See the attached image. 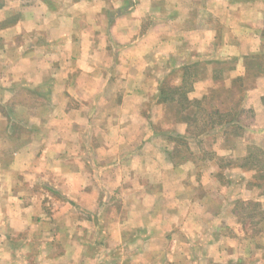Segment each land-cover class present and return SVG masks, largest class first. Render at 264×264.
I'll return each instance as SVG.
<instances>
[{
	"label": "crops",
	"instance_id": "0c3cea01",
	"mask_svg": "<svg viewBox=\"0 0 264 264\" xmlns=\"http://www.w3.org/2000/svg\"><path fill=\"white\" fill-rule=\"evenodd\" d=\"M197 66L190 99L244 90L238 120L199 138L159 102ZM250 146L264 148V0H0V264H264L237 206L264 209V188L228 164Z\"/></svg>",
	"mask_w": 264,
	"mask_h": 264
},
{
	"label": "trees",
	"instance_id": "16d2710c",
	"mask_svg": "<svg viewBox=\"0 0 264 264\" xmlns=\"http://www.w3.org/2000/svg\"><path fill=\"white\" fill-rule=\"evenodd\" d=\"M193 75L194 73L191 68H187L184 71L185 80H182L180 83H175L174 85H170L171 81L166 80L160 87L159 102L168 105L169 114H171V117L173 116L174 121L185 122L187 124V134L195 138H199L202 135L204 136V134L210 136L211 133L209 134V132L215 126L237 121L236 114H238L240 102L244 95L243 88H241L239 94L235 97V101L229 108L226 107L228 103L224 102V99L221 101L217 100L219 97L218 92L205 95L202 99L192 100L188 97L187 93L192 87V82L189 78L193 77ZM235 82H241V79L238 77ZM214 100L217 102L214 103ZM237 130L238 129H234L233 132L237 133ZM174 138L176 140L180 139L178 136ZM202 142L203 140L199 143ZM174 151L175 155L180 156L182 154L178 147H175ZM228 164L248 170H255L256 173L253 174L250 180L252 182L258 179V182H253L254 185L251 186L254 188H264V148L250 146L248 147L246 155L236 161L228 162ZM237 206L240 207L241 211L245 208V211H249L246 214V218L251 221L255 230L258 229L259 225H262L264 220V209L261 208L259 201L254 199L238 201Z\"/></svg>",
	"mask_w": 264,
	"mask_h": 264
},
{
	"label": "rangeland",
	"instance_id": "374dc122",
	"mask_svg": "<svg viewBox=\"0 0 264 264\" xmlns=\"http://www.w3.org/2000/svg\"><path fill=\"white\" fill-rule=\"evenodd\" d=\"M263 61V60H262ZM199 68H198V66L197 67H191V70H192V72L193 73H195L196 72V70H198ZM200 69H201V71L203 70V68L202 67H200ZM174 75H176V74H173V75H171V77L168 79V80H170L171 81V83H170V85H174L176 82H174L173 81V76ZM224 89H217V90H214V91H212V92H210V93H208L207 95H210V94H212V93H217L218 92V94H219V97L217 98V100H219V101H221L222 99H224L223 101L224 102H227L228 104L226 105V107H228L229 108V106L235 101V97L239 94V92H240V90H241V88H242V85H241V82H235V84H234V87H232V88H230L229 90L226 88V87H223ZM21 99H23V100H25V99H31L32 97H30V95L28 96V94L27 95H25L24 93L21 95ZM31 101V100H30ZM217 102V101H216ZM215 102V100H214V103H216ZM28 104V103H27ZM169 110V109H168ZM17 111H18V114H15V118H19V117H22V116H24L23 115V108H21V107H19L18 109H17ZM22 115V116H21ZM164 121L165 122H167L166 124H168V123H172V124H179V123H185V122H175L174 121V119H173V116L171 117V114H169V111L166 113V115H165V119H164ZM164 122V123H165ZM15 128L14 127H12V133L14 134V135H16V136H18L19 135V133H18V130L16 131V130H14ZM253 182H258V179H256V180H253L252 182H250L249 181V183H248V186H250V188H252V186L251 185H254L253 184ZM251 183V184H250ZM259 191H260V189H259ZM50 195L48 194V193H46V195L44 196V202H46V204H48L49 202H51L52 201V199H50V197H49ZM54 201V200H53ZM243 206H245V205H243ZM249 211H247V212H244V214H241V215H243V217H245L246 216V214L248 213ZM240 213H242L241 212V210H240ZM245 215V216H244ZM245 220H247L246 218H244ZM61 221H60V226H61V228L62 229H64L66 226H67V223L66 222H64V221H62V220H65V218L64 219H60ZM252 226V228H254L253 227V225H251ZM262 228V229H261ZM261 231H264V225H262V226H258V229L257 230H254L253 232H251V233H254V235H256V237H258V235L260 234L259 232H261ZM25 234V233H24ZM17 236V237H16ZM14 235V237L17 239V245L19 246V248H21V246L22 245H25L26 244V241L23 239H21V238H23V233L22 234H20V235ZM26 235H24V238H27V237H25ZM127 245V244H126ZM126 245H124V243H116V242H111V243H107V246H109L111 249H115V250H124V251H127L125 248H126ZM157 246H160V245H158L157 244ZM21 250V249H20ZM28 251V249H26L25 247H23L22 248V251ZM27 259H29V261H33V258H31V255H29V257H27ZM134 260V259H133ZM136 261V260H135ZM138 261V260H137ZM136 261V262H137ZM126 264H132L131 263V260L129 261V262H127ZM136 264V263H135Z\"/></svg>",
	"mask_w": 264,
	"mask_h": 264
}]
</instances>
